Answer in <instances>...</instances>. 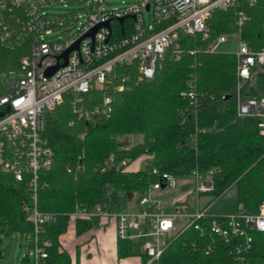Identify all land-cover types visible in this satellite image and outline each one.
I'll list each match as a JSON object with an SVG mask.
<instances>
[{
	"label": "trees",
	"instance_id": "trees-1",
	"mask_svg": "<svg viewBox=\"0 0 264 264\" xmlns=\"http://www.w3.org/2000/svg\"><path fill=\"white\" fill-rule=\"evenodd\" d=\"M246 13L250 20L239 29L234 11L214 12L208 20L209 41L180 32L152 79L140 81L134 70L118 68L130 75L123 90L94 91L85 97V107L91 110L111 96L109 117L78 120L68 99L48 111L43 137L55 148L52 167L40 174L36 202L26 182L0 171V234L24 239L29 250L37 241L47 254L46 264H72L60 243L70 225L74 224L77 237L105 225L99 217L73 219L77 207L133 211L163 174L180 183L191 180L195 171L210 175V196L219 199L232 188L239 209L257 214L264 202V135L257 119L237 117L236 57L205 52L216 37L239 30L253 49L262 50L264 3L246 8ZM176 50L181 52L177 55ZM28 53L24 46L15 50L0 46V75L18 70ZM188 91L195 93L196 101L182 96ZM143 156L150 157L149 164L127 170ZM79 165L82 170H77ZM35 206L54 215L39 233L28 220V210ZM175 210L193 212L194 208L178 202ZM251 234L254 244L248 258L252 264L264 263V233ZM142 246L143 241L117 238V258L136 257L146 264L149 259ZM231 246L211 243L191 227L168 241L159 264H237ZM21 264H34V258L27 255Z\"/></svg>",
	"mask_w": 264,
	"mask_h": 264
},
{
	"label": "built area",
	"instance_id": "built-area-1",
	"mask_svg": "<svg viewBox=\"0 0 264 264\" xmlns=\"http://www.w3.org/2000/svg\"><path fill=\"white\" fill-rule=\"evenodd\" d=\"M260 3L264 0H128L108 11L103 0H0V46L8 50L24 46L29 52L18 70L0 75V171L26 182L36 202L40 174L52 167L55 154L43 137L48 111L68 99L78 120L109 117L111 96L91 110L85 107V97L94 91L123 90L130 75L119 73L118 68L134 70L140 81L152 79L180 32L209 41L208 20L214 12L234 11L236 25L242 29L250 20L246 8ZM55 6L64 12L50 13ZM231 39L238 42V51L232 53L237 63V117L257 119L264 135V48L253 49L239 30L216 37L205 52H221ZM174 52L178 55L181 51ZM182 96L196 101L193 91ZM82 168L79 165L77 170ZM192 179L196 195L193 212L162 209L154 194L178 184L175 177L163 174L141 197L136 210L110 213L101 206L77 207L71 216L114 219L118 239L143 241L142 252L149 259L146 264H159L168 241L191 227L211 243L232 245L237 264H252L248 258L254 244L251 232L264 233V202L254 215L243 209L231 215H211V203L203 208L197 204L202 194L213 190L210 175L203 177L195 171ZM28 212L35 233L54 218L36 206ZM31 256L34 264H46L47 254L37 241Z\"/></svg>",
	"mask_w": 264,
	"mask_h": 264
},
{
	"label": "rangeland",
	"instance_id": "rangeland-1",
	"mask_svg": "<svg viewBox=\"0 0 264 264\" xmlns=\"http://www.w3.org/2000/svg\"><path fill=\"white\" fill-rule=\"evenodd\" d=\"M128 0H103L105 9L110 11L116 7H121V3ZM50 13L61 14L64 12L60 6H55L49 10ZM147 16V15H146ZM148 18V16H147ZM73 34V32H70ZM221 52L235 53L238 51V42L231 39L227 44L221 47ZM134 142V139H130ZM150 163V157L146 156L143 160L138 159L137 165L140 168ZM133 166V165H132ZM134 168L136 166H133ZM191 187H194V180L183 181L177 184L174 189H166L155 193L156 198L159 199L160 205L165 207L172 206L174 202H188L189 208L196 209V195L191 194ZM211 203L209 213L211 215H231L237 213L239 207L234 189H230L225 195L219 199H215L209 194H202L197 201L198 206L205 207ZM31 256L28 243L21 238L8 239L0 234V264H21L25 256Z\"/></svg>",
	"mask_w": 264,
	"mask_h": 264
},
{
	"label": "crops",
	"instance_id": "crops-1",
	"mask_svg": "<svg viewBox=\"0 0 264 264\" xmlns=\"http://www.w3.org/2000/svg\"><path fill=\"white\" fill-rule=\"evenodd\" d=\"M146 156L139 159L143 160ZM136 166L135 168L133 166ZM141 166L137 161L129 166L130 171H137ZM193 187H191V194ZM155 200L159 201L154 194ZM160 202V201H159ZM174 202L170 207L161 205L166 212L175 210ZM105 225L93 229L81 237L76 236L75 226L71 224L67 233L60 237L62 247L71 257L72 264H140L139 258L119 260L117 258L116 222L114 219L104 220Z\"/></svg>",
	"mask_w": 264,
	"mask_h": 264
},
{
	"label": "water",
	"instance_id": "water-1",
	"mask_svg": "<svg viewBox=\"0 0 264 264\" xmlns=\"http://www.w3.org/2000/svg\"><path fill=\"white\" fill-rule=\"evenodd\" d=\"M124 19H122L121 21H123ZM108 24H106V26H107ZM97 30V29H96ZM95 30V31H96ZM94 31V32H95ZM92 35H93V33H92ZM72 49H70V50H68L67 52H65L64 53V58H66L67 57V55L70 53V51H71ZM66 65V64H65ZM64 66V65H63ZM60 66H57V67H55L54 69H52L51 71H49L48 73H47V76H51L58 68H59ZM1 116V115H0Z\"/></svg>",
	"mask_w": 264,
	"mask_h": 264
}]
</instances>
